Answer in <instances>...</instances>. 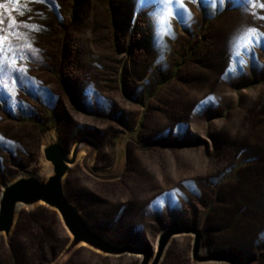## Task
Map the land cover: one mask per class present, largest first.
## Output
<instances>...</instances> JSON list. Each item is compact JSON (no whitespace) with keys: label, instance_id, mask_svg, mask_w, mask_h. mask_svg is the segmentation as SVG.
I'll list each match as a JSON object with an SVG mask.
<instances>
[{"label":"rangeland","instance_id":"rangeland-1","mask_svg":"<svg viewBox=\"0 0 264 264\" xmlns=\"http://www.w3.org/2000/svg\"><path fill=\"white\" fill-rule=\"evenodd\" d=\"M53 144L93 229L140 252L72 247L39 203L0 264H264V0H0V199L52 177Z\"/></svg>","mask_w":264,"mask_h":264},{"label":"water","instance_id":"water-1","mask_svg":"<svg viewBox=\"0 0 264 264\" xmlns=\"http://www.w3.org/2000/svg\"><path fill=\"white\" fill-rule=\"evenodd\" d=\"M46 158L53 165V175L46 182L29 175L5 186L0 199V234L9 235L15 224L17 213L22 205L33 206L44 203L56 209L62 216L67 228L73 235L72 247L81 243L87 244L106 254L139 253L132 248H115L102 235L98 234L89 224L85 216L73 204L65 189V177L69 164L76 162L77 153L69 158L60 144L49 146ZM178 231L167 232L161 240L160 250L163 252L172 237ZM199 247L204 245L203 233L196 230ZM146 254L148 251L145 252ZM149 255V254H148ZM205 261V258H204Z\"/></svg>","mask_w":264,"mask_h":264},{"label":"bare ground","instance_id":"bare-ground-1","mask_svg":"<svg viewBox=\"0 0 264 264\" xmlns=\"http://www.w3.org/2000/svg\"><path fill=\"white\" fill-rule=\"evenodd\" d=\"M53 135H55V134H53ZM46 138H47V137H46ZM48 138H49V137H48ZM47 141H48V140H47ZM47 141H46V142H47ZM51 173H52V172H51ZM26 176L28 177L29 175H26ZM176 237H179V236H176ZM83 245H85V244H83Z\"/></svg>","mask_w":264,"mask_h":264}]
</instances>
